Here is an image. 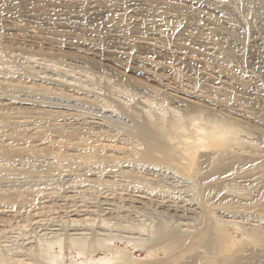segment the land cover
Returning <instances> with one entry per match:
<instances>
[{
	"label": "rangeland",
	"instance_id": "1",
	"mask_svg": "<svg viewBox=\"0 0 264 264\" xmlns=\"http://www.w3.org/2000/svg\"><path fill=\"white\" fill-rule=\"evenodd\" d=\"M206 2L0 0V113L9 116L0 119V256L23 250L26 262L39 264L40 244L78 228L114 235L109 244L127 250L129 264L150 260L126 238L158 223L157 195L141 193L136 162L116 174L94 166V158H123L138 145L124 130L148 116L169 123L195 103L210 122L227 120L244 142L264 144V13L253 0ZM105 102H124L127 115ZM84 140L113 149L87 150L95 155L87 168L84 158L66 157L81 155ZM60 249L50 255L61 264L86 261Z\"/></svg>",
	"mask_w": 264,
	"mask_h": 264
},
{
	"label": "bare ground",
	"instance_id": "2",
	"mask_svg": "<svg viewBox=\"0 0 264 264\" xmlns=\"http://www.w3.org/2000/svg\"><path fill=\"white\" fill-rule=\"evenodd\" d=\"M197 1L207 3L206 0ZM253 2L264 13V0ZM218 4L221 8L225 7ZM183 11L187 12L185 8ZM117 103L119 107H113L109 102H105L103 107L127 115L124 102ZM199 107L198 104H191L183 117L175 115L169 123L148 116L135 123L132 129L124 130L138 145L128 146L126 153L122 148L125 153L123 158L105 154L104 159H99L88 154L87 150L106 153L113 149L99 144L97 140H84L85 143L80 145L81 151L84 149L81 155L66 157L84 158L87 168L94 158V166L98 169H111L107 174H116L117 166L121 169L130 161L139 166L142 172L131 173L136 178V185L146 196L157 195V205L162 208L158 223L151 228L138 225L142 232L140 238L137 235V238L131 239L123 236L130 243L143 247L150 255V260L139 264H264V144L244 142L240 131L234 128V123L227 120L220 122L214 118L211 123L210 118ZM47 114L41 112L43 116ZM0 119L7 122L9 116L0 113ZM24 132L16 131L18 136L24 135ZM105 136L108 137L106 133L100 132L96 137ZM11 149L2 147L1 152L8 155L12 152ZM102 181L84 182L97 185ZM154 184L155 187L158 185L156 191L152 187ZM237 184L245 187H238ZM133 202L137 203L139 200ZM231 231L241 233L245 239L239 240L234 237L235 234L232 236ZM73 232L66 240L61 237L46 242L47 246L40 244L36 256L39 264H61L60 256L50 255L55 245L85 256L83 264H129L135 261L133 256L130 258L127 250L115 249L109 244L114 235L95 238L87 235L84 229L74 228ZM144 234L145 239L142 238ZM15 251L1 255L0 264H30L23 258V250ZM98 251L110 256L97 262L92 261L90 258ZM160 254L164 255L162 259Z\"/></svg>",
	"mask_w": 264,
	"mask_h": 264
}]
</instances>
